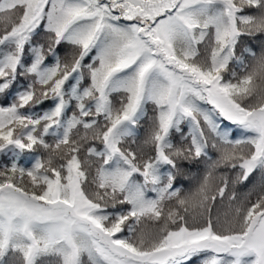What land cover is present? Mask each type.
<instances>
[{
	"label": "snow or ice",
	"instance_id": "obj_1",
	"mask_svg": "<svg viewBox=\"0 0 264 264\" xmlns=\"http://www.w3.org/2000/svg\"><path fill=\"white\" fill-rule=\"evenodd\" d=\"M257 35L264 0H0V264H264Z\"/></svg>",
	"mask_w": 264,
	"mask_h": 264
},
{
	"label": "trees",
	"instance_id": "obj_2",
	"mask_svg": "<svg viewBox=\"0 0 264 264\" xmlns=\"http://www.w3.org/2000/svg\"><path fill=\"white\" fill-rule=\"evenodd\" d=\"M244 39L246 43L242 45L240 48H238L237 55H243L245 59V63H250L251 57L246 52H244V48L250 47L256 52L257 55H260V53L264 51V35H257L255 37H245ZM45 40H46V36L44 33H41L40 36L37 38V41L41 43L45 42ZM58 52L60 54V58L62 61L71 59L72 49L70 45H67V44L61 45L60 48L58 49ZM48 62H51V61H48ZM230 68H233L234 70H236L238 74L240 73L239 67L236 66L234 62L230 63ZM225 75H227V73H225ZM24 83H27V81H24ZM8 102H9L8 99L0 97V104H6ZM51 103H52L51 101H48L45 104L41 105L40 108L34 109V111L39 112L41 108L47 110L50 107ZM73 110L74 109H71L70 111H73ZM152 115H153L152 106L149 105L147 107V116L138 129V136H137L136 143L131 144L133 148H137V145H142L143 139L148 130V126L151 123ZM222 126L226 127L232 133L234 138L241 137V133L239 132V130L236 129L235 126L230 125L229 122L224 121ZM181 127L184 129L185 134H187L188 126L184 124V125H181ZM46 139L49 142H52L53 140L52 137H46ZM173 140L177 144V146H181V145L186 146V141H184L181 138L180 134H174ZM210 155H212V157L215 158L217 153L214 150H210ZM8 159L9 157L0 155V164L7 162ZM30 159L31 157L26 155L25 158L21 160V165L26 166V167L30 166L29 164ZM206 168H207V165L203 162H196V161L185 162L184 163L185 175L180 176L178 178L177 183L184 185L185 189L194 187L196 183L198 182V180L202 178V176L204 175ZM218 172H225V170L219 169ZM228 175L230 179H235L234 172L230 171ZM262 179H264V177H262L261 173L259 171L255 172L249 178L247 182L243 184L235 185V191L237 192V195L241 198H244L245 196L249 195V193L258 192ZM109 210L111 211L112 209H109Z\"/></svg>",
	"mask_w": 264,
	"mask_h": 264
}]
</instances>
